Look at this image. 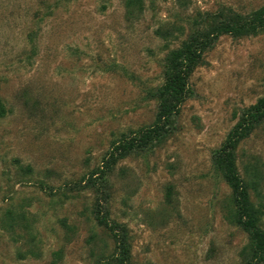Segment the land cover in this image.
Wrapping results in <instances>:
<instances>
[{
	"label": "rangeland",
	"instance_id": "obj_1",
	"mask_svg": "<svg viewBox=\"0 0 264 264\" xmlns=\"http://www.w3.org/2000/svg\"><path fill=\"white\" fill-rule=\"evenodd\" d=\"M263 8L0 0V264L257 262L219 156L264 103V29L222 35L191 74L168 135L107 163L154 124L172 59L211 16ZM234 160L264 231V120Z\"/></svg>",
	"mask_w": 264,
	"mask_h": 264
},
{
	"label": "trees",
	"instance_id": "obj_2",
	"mask_svg": "<svg viewBox=\"0 0 264 264\" xmlns=\"http://www.w3.org/2000/svg\"><path fill=\"white\" fill-rule=\"evenodd\" d=\"M211 27L206 31L195 33L184 46L181 53L172 61L168 73V83L160 90V105L154 124L139 135L130 137L115 147L108 159L107 168L119 159L127 157L136 149L142 148L153 141H162L171 131L175 118L179 115L182 104L190 94L189 78L197 64L202 60L206 49L224 34L245 36L264 29V8L250 16L233 15L224 20V11L211 16ZM217 23V24H216ZM264 120V103L249 112L230 133L220 152V167L233 188L242 217L241 223L250 231L253 240V255L257 262H264V231L259 226V218L254 210L245 183L237 173L234 150L238 143L248 137L256 124ZM101 223L109 226L107 218L102 217ZM121 258L119 263L129 260V249L124 239L119 240Z\"/></svg>",
	"mask_w": 264,
	"mask_h": 264
}]
</instances>
